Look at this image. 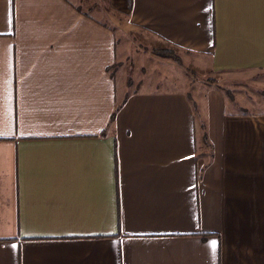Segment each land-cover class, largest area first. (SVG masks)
<instances>
[{"label": "crops", "instance_id": "obj_1", "mask_svg": "<svg viewBox=\"0 0 264 264\" xmlns=\"http://www.w3.org/2000/svg\"><path fill=\"white\" fill-rule=\"evenodd\" d=\"M122 26L264 83V0H0V264H264V109L117 86Z\"/></svg>", "mask_w": 264, "mask_h": 264}, {"label": "rangeland", "instance_id": "obj_2", "mask_svg": "<svg viewBox=\"0 0 264 264\" xmlns=\"http://www.w3.org/2000/svg\"><path fill=\"white\" fill-rule=\"evenodd\" d=\"M123 43L127 59L114 64L110 69L117 86H120L122 79L126 90L149 87L184 89L189 96L194 92L216 87L222 89L226 98L232 99L235 96L240 107L241 103H244L242 106L250 110L264 109V83L237 82L234 76L230 82L226 79H216L208 69L207 61H195L188 55V58L181 56L176 48L133 28L122 26L116 30V48H120ZM158 48L170 49L175 56H181L182 60L155 59L154 54H151Z\"/></svg>", "mask_w": 264, "mask_h": 264}, {"label": "trees", "instance_id": "obj_3", "mask_svg": "<svg viewBox=\"0 0 264 264\" xmlns=\"http://www.w3.org/2000/svg\"><path fill=\"white\" fill-rule=\"evenodd\" d=\"M153 52L156 53L159 56H162V57H170L174 61H179V58L177 56H175L170 49H167V48H158V49H155ZM114 112H115V108L112 111V113L110 114V122L113 119Z\"/></svg>", "mask_w": 264, "mask_h": 264}, {"label": "snow or ice", "instance_id": "obj_4", "mask_svg": "<svg viewBox=\"0 0 264 264\" xmlns=\"http://www.w3.org/2000/svg\"><path fill=\"white\" fill-rule=\"evenodd\" d=\"M213 247H215V243L213 242Z\"/></svg>", "mask_w": 264, "mask_h": 264}]
</instances>
